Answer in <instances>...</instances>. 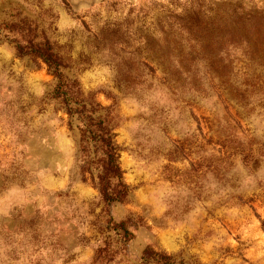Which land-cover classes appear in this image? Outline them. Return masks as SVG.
Returning <instances> with one entry per match:
<instances>
[{"label":"rangeland","instance_id":"1","mask_svg":"<svg viewBox=\"0 0 264 264\" xmlns=\"http://www.w3.org/2000/svg\"><path fill=\"white\" fill-rule=\"evenodd\" d=\"M193 1L0 0V264H99L104 239L120 250L100 264H141L146 247L171 264H264V64L218 29L187 33ZM201 1L215 23L236 2L264 16V0ZM19 19L84 91L103 105L111 94L124 201L106 205L80 181L52 76L15 56L1 27ZM119 220L123 244L108 227Z\"/></svg>","mask_w":264,"mask_h":264},{"label":"trees","instance_id":"2","mask_svg":"<svg viewBox=\"0 0 264 264\" xmlns=\"http://www.w3.org/2000/svg\"><path fill=\"white\" fill-rule=\"evenodd\" d=\"M203 5L201 0H194L183 9L179 19L187 33L194 36L208 33L215 37V29H218L221 44L240 43L244 55L249 59H259L264 64V16L261 11L245 9L237 2L234 5H223L217 17L219 22L215 23L206 19L207 8H203ZM1 27L16 34L8 38L13 43L15 56H26L33 62L43 64L46 72L52 76L53 85L48 98L56 104V110L64 115L67 129H74L77 133L80 181L95 189L106 205L124 201L129 186L122 177L118 163L119 147L114 140V103L111 94L103 92L106 98L112 100L103 105L92 92L84 91L76 78L65 74L64 70L68 67L66 60L53 50L47 39L38 38L34 29L24 20L2 23ZM200 35L195 38H202ZM203 41H197L200 47ZM213 43L212 39L206 46L212 47ZM206 54L205 58L210 56ZM214 70L219 80H224L223 76L227 73L225 66ZM240 94L235 93V96ZM108 227L119 235L122 244L131 234L124 220L112 221ZM119 250V247H113L109 240L104 239L103 244L97 246L92 263H108ZM140 258L141 264H171L173 261L170 254L150 247L143 249Z\"/></svg>","mask_w":264,"mask_h":264}]
</instances>
